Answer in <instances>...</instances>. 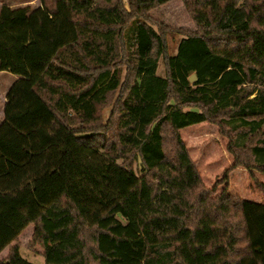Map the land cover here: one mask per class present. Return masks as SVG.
<instances>
[{"label":"trees","instance_id":"trees-1","mask_svg":"<svg viewBox=\"0 0 264 264\" xmlns=\"http://www.w3.org/2000/svg\"><path fill=\"white\" fill-rule=\"evenodd\" d=\"M171 1L2 7L0 72L20 79L0 121V264H32L31 225L45 264H264V203L228 194V174L208 189L181 136L216 125L234 167L264 175V0H184L198 31L168 55L148 13Z\"/></svg>","mask_w":264,"mask_h":264},{"label":"rangeland","instance_id":"rangeland-1","mask_svg":"<svg viewBox=\"0 0 264 264\" xmlns=\"http://www.w3.org/2000/svg\"><path fill=\"white\" fill-rule=\"evenodd\" d=\"M16 1V0H15ZM23 5L11 4L12 9L40 7V0L17 1ZM189 5L184 0H172L166 5L154 8L148 13L154 23L164 27V38L168 55H175L177 46L182 38L188 34H195L198 29L193 21ZM157 28V26H155ZM166 73L164 58H160L157 75L163 77ZM15 76L7 72H0V121L1 104L5 100L6 92L14 83ZM112 108L103 111V118L108 120ZM182 139L195 162L202 182L208 189H215L219 194L225 189V175H227V193L238 196L250 202L264 203V175L254 170L252 173L241 167H234V157L229 153V140L221 134L218 126L201 124L181 131ZM135 171L140 175L139 163L134 164ZM34 226H29L19 237L21 256L32 264H45L43 250L30 247ZM8 251L2 253L0 258H5Z\"/></svg>","mask_w":264,"mask_h":264},{"label":"crops","instance_id":"crops-1","mask_svg":"<svg viewBox=\"0 0 264 264\" xmlns=\"http://www.w3.org/2000/svg\"><path fill=\"white\" fill-rule=\"evenodd\" d=\"M11 4L13 5V4H17V5H19V6H21V5H23V4H21V3H19V2H17V1H15V0H9V1H7V2H3V1H1L0 0V11H1V9H2V7L4 6V5H6V6H8V7H11ZM22 8V7H21ZM15 76V75H14ZM14 83L16 82V81H18L20 78L18 77V76H15L14 78ZM14 83H13V85H14ZM12 85V86H13ZM11 86V87H12ZM11 87H10V89H11ZM10 89H8V91L6 92L7 94H8V92H9V90ZM7 94H6V96H7ZM6 96H5V100H4V102L1 104V110H2V113H1V115H2V119H4V106H5V103H6Z\"/></svg>","mask_w":264,"mask_h":264},{"label":"water","instance_id":"water-1","mask_svg":"<svg viewBox=\"0 0 264 264\" xmlns=\"http://www.w3.org/2000/svg\"><path fill=\"white\" fill-rule=\"evenodd\" d=\"M196 80H197L196 75H192V76L189 78V82H190V83H194Z\"/></svg>","mask_w":264,"mask_h":264}]
</instances>
